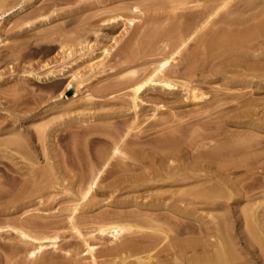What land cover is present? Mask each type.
I'll list each match as a JSON object with an SVG mask.
<instances>
[{
	"label": "rangeland",
	"instance_id": "rangeland-1",
	"mask_svg": "<svg viewBox=\"0 0 264 264\" xmlns=\"http://www.w3.org/2000/svg\"><path fill=\"white\" fill-rule=\"evenodd\" d=\"M165 1L0 0V264H93V256L67 224L76 201L81 203L75 215L80 229L94 235L89 238L96 247L94 260L113 264L118 254L110 247L117 243L100 238L99 226L169 213L179 193L166 176L177 177L194 166L195 150L180 148L167 159L151 145L136 142L205 111L225 133L208 145L229 141L236 147L232 160L248 162L247 167H235L231 178L236 187L239 182L251 185L249 200L238 201L237 194L231 206L257 210L264 203V74L235 67L237 60L230 53L201 44L210 27L172 62V67H183L197 51L194 73L173 78L179 85L190 79L207 99L223 97L229 103L221 100V106L214 102L205 107L204 99L191 101L184 87L174 92L147 88L138 100L136 127L127 135L133 142L124 153L111 155L118 135L134 121L130 99L119 89L128 79L126 67L148 72L174 48V19L166 16ZM62 44L70 47V55L63 53ZM102 47L109 52L102 54ZM254 54L264 64V46L243 52L242 59ZM92 56L99 58L95 67H90ZM67 65L82 72L78 87L72 82L66 88L70 74L48 78L50 70ZM243 101L249 105H241ZM131 147L134 152H127ZM105 155L109 172L104 171L91 193L79 200L91 169ZM207 214L206 209L195 212L212 220ZM13 227L57 239H49L48 251L31 260L27 253L32 245L20 241ZM152 261L172 264V256L164 250Z\"/></svg>",
	"mask_w": 264,
	"mask_h": 264
},
{
	"label": "bare ground",
	"instance_id": "bare-ground-1",
	"mask_svg": "<svg viewBox=\"0 0 264 264\" xmlns=\"http://www.w3.org/2000/svg\"><path fill=\"white\" fill-rule=\"evenodd\" d=\"M164 6L167 8L166 16L174 19V27L171 30L175 37L174 48L158 58L148 72L139 73V70L130 67L131 65L126 67L128 79L119 89H125L123 95L130 99V109L135 110L134 121L123 134L118 135L111 155L124 153L123 148L133 142L127 139V135L136 127L138 100H143L142 95L147 88L158 87L174 92V88L184 87L191 101L204 99L207 104L205 107L214 102H217L216 107L225 102L229 103L223 97L207 99L204 91L190 84V79L179 85L173 78V75L190 78L194 73L199 52H193L183 67H172V62L176 59V54L181 53L186 44L195 39L203 29L211 28L208 38L201 39V44L207 43V47L211 49L218 48L219 51L223 50L224 54L230 53V57L237 60L235 67L264 74V64L258 55L254 54L250 60L242 59L243 52L250 49L259 50L264 46V0H166ZM116 18L118 16L112 19ZM61 49L64 54H71L67 45L62 44ZM108 52L107 47H102V54ZM98 59V56H92L90 67H95ZM66 67L57 72L50 70L48 78L70 74L72 78L66 88L73 86L72 82L78 87L82 83V72L72 65ZM255 75L259 76L257 73ZM236 96L230 94L232 98H239ZM221 100L224 103H220ZM241 105L249 104L243 101ZM202 113L204 114H194L186 120L178 121L174 126H166V129L161 128L159 135L148 140L135 141L151 145L157 154L167 159L172 156L173 151L180 148L195 150L194 166L193 170H185L177 177L166 176L174 182L176 192L179 193L170 203H174V207L169 213L145 214L134 223L117 220L99 226L100 238L117 243L115 247H110L116 248L118 254L112 260L113 264H160L153 263L152 260L164 250L172 256V264H264V203L260 204L257 210L254 207L236 209L231 206L235 203L234 197L237 194L240 196L238 201L242 198L249 200L247 192L251 185L239 182L236 187L231 178L235 167H247L248 162L232 160L236 147L229 141L208 145L207 141H216L225 133L212 123L215 117L207 111ZM134 150L135 148L131 147L127 152L132 153ZM108 159L107 155L103 156L97 166L91 169L86 190L79 200L91 193L94 185L103 178L104 171L109 172L105 168ZM262 180L264 181V177ZM180 203H184L186 207H182ZM80 204V201L72 204L67 224L73 234L84 243L87 253L93 256V264H98L94 260L95 244L89 241L94 235L91 232H83L75 217ZM197 209H206L212 220L195 215ZM174 219L172 226L170 223ZM189 219L197 223H186ZM29 223L37 224L34 221ZM13 229L20 241L32 245L27 253V258L31 260L48 251L49 245L52 244L48 242L49 239H57V235L39 236L23 228Z\"/></svg>",
	"mask_w": 264,
	"mask_h": 264
}]
</instances>
